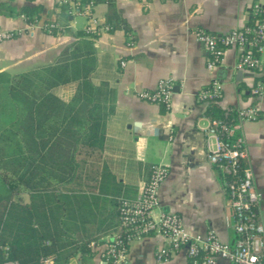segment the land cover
Returning <instances> with one entry per match:
<instances>
[{
  "label": "crops",
  "instance_id": "1",
  "mask_svg": "<svg viewBox=\"0 0 264 264\" xmlns=\"http://www.w3.org/2000/svg\"><path fill=\"white\" fill-rule=\"evenodd\" d=\"M257 2L264 0H114V6L94 2V12L105 23L115 9L130 33L122 24H109L110 30L90 37L84 32L87 19L63 13L56 0H0L5 5L0 8V31L20 30L16 37L0 40V87L15 74L58 63L66 57L65 49L81 38H92L96 67L90 80L93 84L108 81L115 95V111L106 123V163L122 182L134 185L138 192L149 179L152 165L165 162L168 174L160 185V207L155 213L160 209L176 211L192 235L204 236L212 231L232 244L237 238L234 212L224 192L221 172L207 157L204 129L210 116L205 113L208 103L198 98V92L217 80L222 88L217 102L223 108L257 106L259 118L242 120L240 132L247 152L244 162L253 173V184L260 195L256 212L263 220L264 96H255L252 88L262 77L264 53L259 55L261 67L239 68L242 49L231 46L226 48L222 64L208 70V51L198 40L197 31L221 34L253 24V5ZM26 4L39 5L41 12L29 20L18 11ZM52 19L69 20L71 26L48 33L42 25ZM161 77L172 78L175 83L169 110L137 95L140 89L154 88ZM74 87L72 82L54 90L67 99ZM2 175L14 187V199L28 204L25 185L8 170H2ZM110 236L92 241V253H79L66 264H110L104 255ZM167 244L159 234L134 239L129 243L126 264H156L157 252ZM162 264L192 262L186 248H181L168 254ZM216 264L233 263L217 256Z\"/></svg>",
  "mask_w": 264,
  "mask_h": 264
},
{
  "label": "trees",
  "instance_id": "2",
  "mask_svg": "<svg viewBox=\"0 0 264 264\" xmlns=\"http://www.w3.org/2000/svg\"><path fill=\"white\" fill-rule=\"evenodd\" d=\"M94 2L114 6V0ZM66 8L62 5L63 13ZM18 11L31 20L41 8L26 4ZM107 23L122 24L130 33L115 9ZM64 53L58 63L15 74L0 87V262L43 264L50 258L51 264H66L79 253L90 254L92 241L120 233L121 201L137 195L103 158L115 95L108 81L90 80L96 67L93 39L81 38ZM72 82L67 99L54 90ZM205 113L236 119L218 102L209 103ZM2 170L29 190L28 204L14 199Z\"/></svg>",
  "mask_w": 264,
  "mask_h": 264
},
{
  "label": "built area",
  "instance_id": "3",
  "mask_svg": "<svg viewBox=\"0 0 264 264\" xmlns=\"http://www.w3.org/2000/svg\"><path fill=\"white\" fill-rule=\"evenodd\" d=\"M66 6L67 15H81L87 19L84 26L86 36H94L108 31L111 26L94 12V1L56 0ZM255 22L243 27H235L225 33H213L205 29L197 31V38L202 42L208 57L206 67L213 70L224 60L225 50L231 46L242 49L238 60L239 68L254 69L261 67L259 55L264 53V2L253 5ZM32 22L31 25H34ZM71 26L69 20H47L42 27L48 33L60 32ZM20 30L0 31V40L16 37ZM121 64L125 61L122 59ZM175 83L172 78L161 77L152 89H140V99L171 109ZM252 93L264 96V71L261 79L253 86ZM222 94L221 83L217 80L203 87L198 98L206 103L217 102ZM226 109L235 112V120L228 121L221 117H210L205 127V148L208 160L221 172L224 192L233 208V227L237 233L234 243L221 240L214 232L206 235H192L182 223L181 215L176 211L155 210L160 207L159 189L168 174L165 162L154 163L149 179L134 198H125L120 204V233H113L107 243L104 255L114 264L128 262L129 243L146 235L159 234L168 240L166 247L156 255V264H162L168 254L181 248L186 251L192 264H216V257L230 260L233 264H264V219L260 220L256 206L260 195L253 184V173L245 164L247 152L244 138L240 132L242 120H255L260 116L256 105ZM9 247L5 246L7 253ZM51 264L50 258L42 260ZM0 264H18L16 260L5 259Z\"/></svg>",
  "mask_w": 264,
  "mask_h": 264
},
{
  "label": "rangeland",
  "instance_id": "4",
  "mask_svg": "<svg viewBox=\"0 0 264 264\" xmlns=\"http://www.w3.org/2000/svg\"><path fill=\"white\" fill-rule=\"evenodd\" d=\"M80 22H81V21L79 20V24H80Z\"/></svg>",
  "mask_w": 264,
  "mask_h": 264
}]
</instances>
